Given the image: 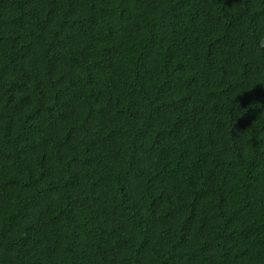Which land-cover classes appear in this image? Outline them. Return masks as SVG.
<instances>
[{"label":"trees","instance_id":"1","mask_svg":"<svg viewBox=\"0 0 264 264\" xmlns=\"http://www.w3.org/2000/svg\"><path fill=\"white\" fill-rule=\"evenodd\" d=\"M0 264H264V0H0Z\"/></svg>","mask_w":264,"mask_h":264}]
</instances>
